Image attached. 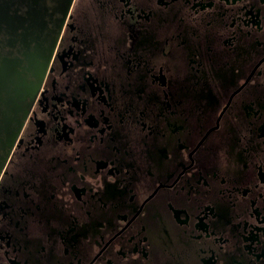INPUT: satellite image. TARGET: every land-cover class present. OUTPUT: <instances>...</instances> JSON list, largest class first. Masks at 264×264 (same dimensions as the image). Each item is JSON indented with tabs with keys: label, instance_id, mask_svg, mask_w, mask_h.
Wrapping results in <instances>:
<instances>
[{
	"label": "flooded vegetation",
	"instance_id": "1",
	"mask_svg": "<svg viewBox=\"0 0 264 264\" xmlns=\"http://www.w3.org/2000/svg\"><path fill=\"white\" fill-rule=\"evenodd\" d=\"M0 264H264V0H0Z\"/></svg>",
	"mask_w": 264,
	"mask_h": 264
},
{
	"label": "snow or ice",
	"instance_id": "2",
	"mask_svg": "<svg viewBox=\"0 0 264 264\" xmlns=\"http://www.w3.org/2000/svg\"><path fill=\"white\" fill-rule=\"evenodd\" d=\"M70 2H71V0H70ZM108 167H109V168H111V165H109ZM105 179H107V177H106V176H105ZM93 182H94V181H93Z\"/></svg>",
	"mask_w": 264,
	"mask_h": 264
}]
</instances>
